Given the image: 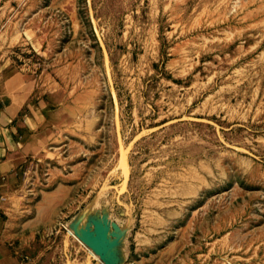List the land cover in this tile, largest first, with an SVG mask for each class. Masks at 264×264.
<instances>
[{
  "label": "rangeland",
  "instance_id": "374dc122",
  "mask_svg": "<svg viewBox=\"0 0 264 264\" xmlns=\"http://www.w3.org/2000/svg\"><path fill=\"white\" fill-rule=\"evenodd\" d=\"M0 116L26 264H264V0H0Z\"/></svg>",
  "mask_w": 264,
  "mask_h": 264
},
{
  "label": "crops",
  "instance_id": "0c3cea01",
  "mask_svg": "<svg viewBox=\"0 0 264 264\" xmlns=\"http://www.w3.org/2000/svg\"><path fill=\"white\" fill-rule=\"evenodd\" d=\"M39 138L37 134L26 135L19 125L5 121L0 116V178L12 176L20 157L25 151L34 149L38 145ZM5 215L6 211L0 208V264H26L20 259L11 243L3 238L6 229Z\"/></svg>",
  "mask_w": 264,
  "mask_h": 264
},
{
  "label": "water",
  "instance_id": "95a60500",
  "mask_svg": "<svg viewBox=\"0 0 264 264\" xmlns=\"http://www.w3.org/2000/svg\"><path fill=\"white\" fill-rule=\"evenodd\" d=\"M94 238H96L97 240L94 241L91 239L90 237V241H91V245L92 247L100 254H103L104 249L106 248V243H107V235L105 233L104 235V240L102 239L101 234L96 233V235L93 236Z\"/></svg>",
  "mask_w": 264,
  "mask_h": 264
},
{
  "label": "bare ground",
  "instance_id": "6f19581e",
  "mask_svg": "<svg viewBox=\"0 0 264 264\" xmlns=\"http://www.w3.org/2000/svg\"><path fill=\"white\" fill-rule=\"evenodd\" d=\"M102 232L104 233L103 235H105V232L102 230ZM98 233H101V232H98ZM102 234V233H101ZM104 238V237H103ZM92 240L96 241L97 239L94 238L93 236L91 237ZM104 240V239H103Z\"/></svg>",
  "mask_w": 264,
  "mask_h": 264
}]
</instances>
